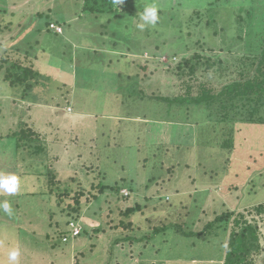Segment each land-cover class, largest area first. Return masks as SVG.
I'll list each match as a JSON object with an SVG mask.
<instances>
[{
	"label": "rangeland",
	"instance_id": "rangeland-1",
	"mask_svg": "<svg viewBox=\"0 0 264 264\" xmlns=\"http://www.w3.org/2000/svg\"><path fill=\"white\" fill-rule=\"evenodd\" d=\"M140 1L143 10L154 5L165 12L161 6L167 0ZM178 1L172 0V6ZM192 1L190 5L209 3L226 7L222 6L225 0ZM228 1L236 5L241 3L247 8V0ZM251 1L256 14H264V0ZM82 3V0H0V59L8 51L18 48L19 52L22 49V52L29 53L30 59L36 58V70L45 76L40 80L41 85L33 88L34 93L45 91L48 102H51L50 96L56 100L62 93L72 97L68 105L64 100L59 107L47 104L51 108L45 110L43 105L32 110L27 103L20 102L21 96H17L22 90L20 86L11 87L0 80V174H14L20 180L15 194L0 190V204L11 200L12 209L11 215H0V264H12L8 253L16 248L20 251L16 264H223L229 234L235 228V219L240 220L241 217L247 224L255 225L259 235L260 249L252 254L250 262L264 264V212L258 214L254 210L259 205L264 206L263 125L247 124L234 111L224 120L216 114L211 119L208 145L205 146L202 137L201 141L198 140L201 142L199 149L194 146L191 156V142H198L195 125L203 122L184 123L177 117L178 107L169 108L166 104L167 100L186 97L189 90L191 96H195L201 83L218 90L237 78L231 71L223 75L214 71L204 73L201 65L196 66L192 75L189 74V65L179 70L182 57L196 64L194 51L181 49L177 59H172L167 65L156 62L159 56H162L161 62L167 61V55L161 54L163 39L173 34L176 39L179 33L187 36L189 28H192L188 27L192 25L189 23L190 15L198 9L193 7L182 14L173 8V12L166 11L163 18L158 13V21L162 24L157 27L142 21L140 13H137L139 17L131 12L114 17L106 13L100 19H94L92 14L85 13ZM168 6L171 7V3L168 2ZM181 9L186 10L187 7ZM243 14L245 17V12ZM56 21L63 29L60 33L53 29L58 34L48 28V24ZM141 23L146 24L143 29L137 27ZM215 25L221 30L219 20ZM156 29L159 34L153 38L150 34ZM121 38L125 40L121 41ZM194 38L198 40L200 37ZM222 39V36L218 38L214 47L204 48L202 56L208 58L219 54ZM17 42L20 44L15 45ZM177 44L179 42L175 40L171 46ZM239 45V53L245 51V46ZM10 53L11 60H19L28 66L29 59L25 62L14 51ZM234 53L231 54L233 57L242 56ZM126 81L128 85L124 88L122 84ZM157 96L163 102L160 101L161 112L155 116L153 105L158 102L150 98ZM166 109L176 113L175 120L165 114ZM151 122L165 124L155 125L156 129L147 136L159 138L162 132L165 144L168 143L173 156L176 155L174 160L170 157L166 160L162 155L156 157L153 151L147 150L143 156L135 158L128 150V146L146 141L145 133ZM32 123L36 131L40 129L42 134L48 135L47 144L50 142L47 154L37 155L35 161L27 151L23 153L16 149L15 139L5 136L6 132H16L21 126L33 127ZM114 125L115 129L124 132L115 130L114 135L108 132ZM233 131H240L241 138L248 135L249 140L234 139V149H222L225 140L230 138L228 134ZM70 136H76L78 140L74 145L69 141ZM172 137L175 139H170ZM107 142L109 147L103 148ZM181 144L182 151L178 153L175 146ZM89 146L98 148L94 158ZM252 146L255 148L243 152ZM173 163L172 172L170 166ZM28 164H31L30 171ZM95 165L104 173L106 184L129 185L121 190V195L127 200L118 198L119 203L116 204V198L109 195L108 199H103V196L93 199L86 190L78 198L79 205L75 203L81 189L76 176L82 179ZM47 172L56 174L57 179H38L39 174ZM22 173H30L31 177L26 181ZM84 182L80 183L84 188H93ZM51 190L55 197H62L61 208L68 214L79 206L78 223L71 224L87 234L80 233L67 241L58 239V233L65 231L66 222L60 209L48 208L53 217L52 225L42 221L46 215L42 211L45 208L42 196L47 199ZM31 194L38 199L30 201L29 205ZM162 197L165 199L163 202L160 201ZM55 199L51 200L52 205H56ZM19 204L21 207L18 208ZM138 205L140 210L136 216L116 214V207L125 210ZM109 209L115 212L111 213ZM1 210L6 213L3 208ZM223 211L231 215L225 232L222 234V230H218L215 236L202 235L197 239L195 234L207 230L208 224ZM129 224L142 226L143 232L138 231L139 236L153 237L155 228L164 225L169 229L140 244L115 241L122 240L120 234L125 235L123 230ZM176 226L194 236L183 237ZM95 230L104 234H95ZM112 232H115L114 243L108 238ZM111 243L115 245L112 251ZM108 251L112 252L110 256Z\"/></svg>",
	"mask_w": 264,
	"mask_h": 264
},
{
	"label": "trees",
	"instance_id": "trees-1",
	"mask_svg": "<svg viewBox=\"0 0 264 264\" xmlns=\"http://www.w3.org/2000/svg\"><path fill=\"white\" fill-rule=\"evenodd\" d=\"M143 1V0H142ZM34 2V0H33ZM82 5L85 7V13L92 14L94 19H100L102 14H108V15H117L119 14L122 16L123 13L129 14H135L136 17H139L144 12V10L141 8V1L140 0H82ZM168 2L171 3V7L168 6ZM193 2L192 0H179L176 2L174 6H172V0H167L166 4L162 3V6L159 5L157 2H152L153 4L159 5L162 8H164L165 12H161V10H158L159 15H162L167 12L170 13V11L173 12V8L175 10H179L180 13L185 14L190 11L191 8L195 7L198 10L191 13L190 15V22H192L191 26L189 28L186 35L183 33H179V37L174 38V34L166 37V39H163L162 41V55H167V61L161 62L162 56L156 57V62H158L160 65H167L168 62L172 61V59L180 55V51L184 50L185 52H193V59L196 60V64H192V60H186L185 57L181 58V62L178 65V69L184 68L189 65V74H193L196 66L201 65L203 67V72L207 73L210 71H214L215 73H219L220 75H223L226 71L234 72L237 76L236 79L231 81L228 84L223 85L218 90L212 89L208 87L206 84L201 83L197 86V94L195 96H191L190 90L187 92V96L183 97L180 96L178 98H175L174 100H167L166 104H169V108L172 106H176L177 108V117L180 119H183L184 123H187L189 121L191 122H203L202 124H196L197 128H195V134L198 137L197 141H201L202 137L205 139V146L208 145V133L210 130V127L212 125L211 119L214 117V115H218L221 117V120L228 119L229 116L233 113L236 116H240L241 119L245 120L247 124H261L264 128V14L257 15L254 11L253 3L251 0H247L246 7L242 6V4H234L235 2H231L228 0H225L222 3V6H226L225 8H220L219 6H216V4H209L206 3L204 6L199 4L196 5H190L189 3ZM150 3V2H149ZM240 5V6H239ZM244 5V4H243ZM153 6V5H152ZM239 6V7H237ZM160 7V8H161ZM168 7L170 8L169 10ZM187 7L186 10H183L181 8ZM245 12V17L244 13ZM4 14V13H3ZM13 16V15H12ZM165 18V17H164ZM184 18V17H183ZM111 20V19H110ZM220 21L222 24L220 29L215 25L217 21ZM168 22V21H167ZM161 21L159 20L155 25L158 27L161 25ZM169 24V22H168ZM50 24H48V28L50 29ZM169 26H171L169 24ZM164 27V26H163ZM62 29V28H61ZM63 30V29H62ZM209 30V31H208ZM230 30V31H229ZM159 30H154L150 34L151 37L155 38L158 36ZM223 41V46L219 48L220 53L215 54L213 57L205 58L203 57V53H201L204 48L211 46L214 47L217 42L218 38ZM155 36V37H154ZM200 37L198 40H195L194 37ZM190 37V38H189ZM187 38V40H184ZM125 40L121 38V41ZM177 40L179 44L171 46L172 42ZM157 41H155L156 43ZM193 42V44H192ZM240 43H242L245 46V51L239 53V47ZM20 44V42L15 43V45ZM124 44V43H121ZM220 45V44H219ZM33 46H31L32 48ZM16 48L15 50H11L6 52V54L3 56V58L0 59V80L4 81L11 87L20 86L22 88L21 93H18L17 96L21 99L20 102H25L28 104L29 109H32L35 106H43L47 107V104H53V106H61V104L64 102V104L68 105L72 101L71 95H67L66 93H62L56 100L52 96L49 98L51 99V102H48L46 100L47 95L45 94V91H41L39 93H34L33 88L36 86L41 85L40 80L45 78V76L42 77L40 72L36 70V58L30 59L29 53H24V51H21ZM14 51L15 54L20 55V59H24L29 62L27 63L28 66L25 65V63H22L19 60H15L10 58V52ZM235 52V53H234ZM242 54L241 57L236 56L233 57L231 54ZM171 55V56H170ZM228 55L230 57H228ZM142 59V58H141ZM160 59V60H159ZM144 60V59H143ZM146 61V60H145ZM10 63V66L8 65ZM185 66V67H184ZM200 66V67H201ZM215 68V69H214ZM131 77V76H130ZM2 78V79H1ZM33 84H31V82ZM125 85L127 86V81L122 84L124 88ZM69 98V99H68ZM115 100H119L118 98H115ZM152 101L158 102L156 105L154 103L152 112H156V115H159V113L162 110V104L160 101L163 102V100H160V98L157 96L156 98H150ZM55 100V101H54ZM118 102V101H115ZM46 104V105H45ZM121 106V105H118ZM47 108H45L46 110ZM33 110V109H32ZM197 112V113H196ZM196 113V117H194V114ZM153 114V113H152ZM165 114L175 120L176 113H173V110L166 109ZM154 116V117H155ZM257 116V118H256ZM199 117V118H197ZM196 118V119H195ZM111 121H116L113 119H109ZM122 121V120H120ZM218 121V120H216ZM224 122V121H222ZM119 123V122H118ZM33 124V123H32ZM155 125H162L160 123H149L148 124V130L145 133L146 141L143 144H137L133 146H128V150L132 153L135 158L139 155L143 156L147 151H153L152 153L157 157L162 155L165 157L166 160H168V157L173 160L176 158V155L173 153V149L167 146L165 144V138L163 137V133H159V138H149L147 134L151 132V130L156 129ZM35 125L33 124V127L30 125L21 126L20 129L16 132H6V137L12 138L13 140H16L15 147L18 151H27L30 155V158L33 159V161L36 160L35 157L37 155L41 156L43 154H47V148L48 144L50 145V142L47 144L46 137L48 135L42 134L40 132V129L36 131ZM120 126V125H119ZM167 126V125H166ZM172 126V125H168ZM115 125L113 126V129H109L108 132L113 133L114 131L118 130L115 129ZM259 127V126H258ZM117 133H122L124 131L118 130ZM240 132V131H239ZM239 132L233 131L232 133L228 134L229 139L225 140L224 146L221 147L222 149H228L230 148L234 149L235 144L233 143V140H239L242 139L243 141H248L249 137L246 135L245 137H239ZM105 135V134H104ZM5 136H1V138H4ZM58 136V134H57ZM181 136V134H180ZM56 138V137H54ZM76 136H70L69 141L71 144H75L77 139H75ZM94 137L91 136V139ZM175 139V138H170ZM59 143L61 142L60 139H58ZM191 142V156L193 154L194 146L195 148L199 149V144L201 142ZM180 144V141H178ZM241 143V142H240ZM67 146V145H66ZM103 148H108L109 143L103 144ZM149 147V149H146ZM178 149V153L181 150L182 151V144L180 146H175ZM230 147V148H229ZM255 147L252 146V148H249L244 153H247L248 151L254 149ZM97 146L96 147H90L89 146V152L91 153V157L94 158L97 154ZM260 156L262 155L261 152ZM155 157V158H156ZM197 157V156H195ZM147 160V159H146ZM98 160L96 159V163ZM137 161L134 162V165H136ZM165 166V163H163ZM173 163L170 168L174 171ZM31 164H28L27 167L30 171ZM180 167V164L177 165ZM164 168V167H162ZM84 173L86 171L84 170ZM88 173V174H87ZM85 175H83L82 179H80L78 176H76V180L79 182V186H81V189L78 191L80 192L76 198L75 203L79 205V199L80 196H83L85 194L84 191L89 190L90 194L93 195V199H99L101 196H103V199H108L109 196H112L116 198V204H118L119 199L123 201L127 200V198H124L121 195V190L125 186H129L127 184L120 186L121 184H114L109 185L106 184L104 179V173L101 172L100 168L95 165L93 169H89ZM31 177L30 173H22V178L24 180ZM40 178H46V179H57L56 174L50 175L48 172L46 174H39L38 179ZM22 179V180H23ZM27 181V180H26ZM86 182L87 185L90 187H93L96 192L94 193L93 188H84L81 182ZM84 182V183H85ZM122 183V182H121ZM54 184V183H53ZM71 189L73 186H69ZM53 189V188H50ZM67 190H65L66 192ZM64 192V193H65ZM55 192L53 190L50 191L49 197L46 199V196L44 197V206L45 208L42 210L43 214L46 212V215L44 214V218L42 221L47 222L48 225L51 224L52 220V214L50 213L49 209L55 208L60 209V214L66 218L65 222V231L58 233V239H64L70 237V230L68 226L71 223H78L79 219V206H77V209H72L70 213H67V210L62 209V197L58 195L55 197ZM54 195V196H52ZM109 195V196H108ZM32 199L29 200V205H31L32 200L38 199L35 198L31 194ZM56 198V199H55ZM55 199L56 205L51 204V200ZM165 199L162 197L160 199L161 202H163ZM10 204L11 200H7ZM49 205V206H48ZM17 207H21L17 205ZM136 207V208H135ZM135 207H128L125 210L120 209L119 207H116V214L120 215V213H123L124 215H138V210H140V206ZM49 208V209H48ZM112 212H115L114 209H109ZM258 214H261L264 212V206L259 205L254 209ZM7 215V213H4L0 208V215ZM121 214V215H123ZM141 214V213H140ZM9 215V214H8ZM217 216V215H216ZM231 215L228 213H225V211L222 212L221 216L215 217L213 222H210L208 224V229L204 232L196 233L195 236L197 239H200L202 235L209 236V235H216V232L218 230H222V234L225 232L226 225L228 224V217ZM20 216L18 215V219ZM149 221V220H147ZM242 222V226H241ZM235 228L233 231L229 234L228 243L224 250L223 264H253L250 262V258L252 257V254L254 252H257L260 249V243H259V235L258 231L256 229V226H252L251 224H247L243 217L240 218V220L235 219L234 221ZM178 227V226H176ZM143 228L142 226H134L133 224H129L125 227L123 232L124 234H120L122 237V240L115 239V241H124L130 243V245H133L135 242L137 244L142 243L143 241H151L154 236L159 235L161 232L167 231L169 229V226L164 225L162 228H155L153 237L149 236H139L140 233L138 231H141ZM180 231H182V235L185 238H189V236H194V234H188L182 230V227H178ZM23 230V229H22ZM112 230V229H111ZM115 231V229L113 228ZM112 230V231H113ZM85 230L81 231V235L87 234L84 232ZM148 231V230H146ZM143 232V230H142ZM95 234L103 233V231L99 232L98 230L94 231ZM115 232H112L111 234H108V238L111 242H113V237L115 238ZM220 233V232H219ZM217 233V235L219 234ZM104 234V233H103ZM124 235V236H123ZM221 237H224L223 235ZM220 237V238H221ZM114 243V242H113ZM111 243V251L115 247V245ZM111 251H108V255L112 254ZM109 258V257H108Z\"/></svg>",
	"mask_w": 264,
	"mask_h": 264
},
{
	"label": "clouds",
	"instance_id": "clouds-1",
	"mask_svg": "<svg viewBox=\"0 0 264 264\" xmlns=\"http://www.w3.org/2000/svg\"><path fill=\"white\" fill-rule=\"evenodd\" d=\"M120 2H122V0H120ZM158 19H159L158 9L154 5L145 7L144 12L141 14V20L145 21V22H147V24H151L153 26L158 22ZM51 25H54V24H50V26H49L50 30H52L54 33L58 34L53 29H51ZM54 26L57 27L56 25H54ZM145 26H146L145 23H141V24L137 25V27L140 29H143ZM57 28H59V27H57ZM19 187H20V180L16 175H14V174L13 175L0 174V190H3L4 192H6L8 194H15L19 190ZM0 208H3V210L6 213L11 215L12 209H11L10 204L7 201L0 204ZM19 255H20L19 249L18 248L13 249L8 253V259L10 262H12V264H16Z\"/></svg>",
	"mask_w": 264,
	"mask_h": 264
},
{
	"label": "built area",
	"instance_id": "built-area-1",
	"mask_svg": "<svg viewBox=\"0 0 264 264\" xmlns=\"http://www.w3.org/2000/svg\"><path fill=\"white\" fill-rule=\"evenodd\" d=\"M51 28L54 29V30H56V31L59 32V33L61 32V29L55 27L54 25H51ZM70 225H71V227H72V228L70 227V231H71L70 238H75V237L79 236L80 233H81V229L74 228V227H73V224H70ZM67 240H68V238H64V239H63V241H67Z\"/></svg>",
	"mask_w": 264,
	"mask_h": 264
},
{
	"label": "crops",
	"instance_id": "crops-1",
	"mask_svg": "<svg viewBox=\"0 0 264 264\" xmlns=\"http://www.w3.org/2000/svg\"><path fill=\"white\" fill-rule=\"evenodd\" d=\"M73 20L75 21V19H73ZM53 24L56 25L57 27L62 28L58 21L54 22ZM84 51H87V49H84ZM115 104H116V103H115ZM27 107H28V106H27ZM45 108H51V107H45Z\"/></svg>",
	"mask_w": 264,
	"mask_h": 264
}]
</instances>
